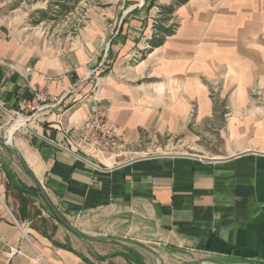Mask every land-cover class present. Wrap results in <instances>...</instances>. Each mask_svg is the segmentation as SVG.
Listing matches in <instances>:
<instances>
[{"label":"crops","instance_id":"crops-1","mask_svg":"<svg viewBox=\"0 0 264 264\" xmlns=\"http://www.w3.org/2000/svg\"><path fill=\"white\" fill-rule=\"evenodd\" d=\"M170 6L93 12L64 47L0 20V157L39 209L21 219L0 193V264H264V0L175 6L153 46ZM34 85L60 102L24 110ZM94 107L120 137L105 154L75 142ZM224 117L226 155L163 150Z\"/></svg>","mask_w":264,"mask_h":264},{"label":"rangeland","instance_id":"rangeland-1","mask_svg":"<svg viewBox=\"0 0 264 264\" xmlns=\"http://www.w3.org/2000/svg\"><path fill=\"white\" fill-rule=\"evenodd\" d=\"M58 0H24L18 7H14L16 0H0V20L4 24L16 28H26L34 32L36 38L44 40L52 47H64L79 33L88 17L93 12L114 11L115 7L123 5H145V0H78L70 3L73 9L69 13L59 11L54 2ZM56 10V11H55ZM58 10V11H57ZM47 12L48 18H43L41 12ZM54 16V17H52ZM167 21L171 26H178L177 17L170 15ZM175 27V28H176ZM225 117L217 120L215 124L197 126L193 131V138L189 142L184 141L183 136L174 138L169 143L170 138H165L164 151L183 152L190 151L201 155H226L228 152L227 138L220 131L225 129ZM3 130V129H2ZM1 131V130H0ZM0 162L8 165L9 169L20 172L17 163L1 156ZM0 193L4 196V201L14 214H18L20 198L16 189L7 181L5 172L0 165ZM31 218L35 212L39 211L38 204L34 198L29 197ZM40 225L41 221L35 222Z\"/></svg>","mask_w":264,"mask_h":264},{"label":"built area","instance_id":"built-area-1","mask_svg":"<svg viewBox=\"0 0 264 264\" xmlns=\"http://www.w3.org/2000/svg\"><path fill=\"white\" fill-rule=\"evenodd\" d=\"M174 28L176 26H173ZM27 72H31L32 68L27 67ZM89 78L93 79V97L96 100L100 87V77L96 70L89 74ZM32 95L21 104L22 108L31 114H36L45 108L58 104L60 99L51 96L48 91L39 85L32 87ZM77 145L94 154H105L114 150L119 145V135L114 125H111L107 114L97 107H94L89 118L82 123L77 130ZM36 260L41 264H49L42 254L36 255Z\"/></svg>","mask_w":264,"mask_h":264},{"label":"trees","instance_id":"trees-1","mask_svg":"<svg viewBox=\"0 0 264 264\" xmlns=\"http://www.w3.org/2000/svg\"><path fill=\"white\" fill-rule=\"evenodd\" d=\"M23 1L24 0H16L14 7H18L20 3ZM77 1L78 0H58L57 2H54L56 3L54 5L57 6V9L59 11L69 13L73 9V6L70 3L77 2ZM174 1H175V6H181V5L186 4L190 0H174ZM155 2L156 0L146 1L144 6H146L147 8H150L155 4ZM175 6L164 7L163 10L161 11L162 17H161L159 24H157L156 26L157 36L152 41L153 46L161 45L163 41L165 40L166 36L174 33L175 28L173 26L168 27L167 21L170 20V17H171L170 15L175 10ZM41 14L43 18L49 17L47 12L43 11L41 12ZM2 166L6 174L8 183L12 185L14 189H16L17 193L19 194V198H20V207H19L20 215L19 216L20 218L21 219L31 218V215H30L31 208H30L29 197L30 198L37 197L38 192H36L35 189L26 186L20 180H18L17 175L11 169H9L8 165L2 164ZM50 213L53 218L57 219V216L52 210H50ZM37 215H38V211L34 213L33 217H36Z\"/></svg>","mask_w":264,"mask_h":264},{"label":"water","instance_id":"water-1","mask_svg":"<svg viewBox=\"0 0 264 264\" xmlns=\"http://www.w3.org/2000/svg\"><path fill=\"white\" fill-rule=\"evenodd\" d=\"M56 214H57L58 218L60 220H62L73 232H75L76 234H78L79 236H82V237H86L87 236L85 233H83L79 229H77L74 226H72V224H70L61 214H59V213H56Z\"/></svg>","mask_w":264,"mask_h":264}]
</instances>
